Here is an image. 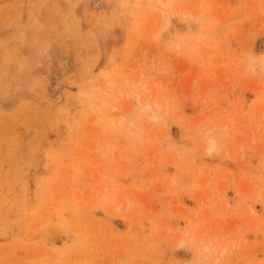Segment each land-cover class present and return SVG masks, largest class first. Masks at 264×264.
I'll list each match as a JSON object with an SVG mask.
<instances>
[{
  "label": "rangeland",
  "instance_id": "rangeland-1",
  "mask_svg": "<svg viewBox=\"0 0 264 264\" xmlns=\"http://www.w3.org/2000/svg\"><path fill=\"white\" fill-rule=\"evenodd\" d=\"M172 1L0 0V264H264V0Z\"/></svg>",
  "mask_w": 264,
  "mask_h": 264
},
{
  "label": "bare ground",
  "instance_id": "bare-ground-1",
  "mask_svg": "<svg viewBox=\"0 0 264 264\" xmlns=\"http://www.w3.org/2000/svg\"><path fill=\"white\" fill-rule=\"evenodd\" d=\"M160 4H161V6L163 7V8H171L172 7V5H173V1L172 0H157ZM165 10V9H164ZM168 24V19L166 20L165 19V21L163 22V27L164 26H166ZM155 97V96H154ZM140 102V101H139ZM150 103V104H149ZM149 103L148 102H146L145 103V105L143 106V108L144 109H149L150 107H152L153 106V104L154 105H158L157 103V101L153 98L151 101H149ZM112 122V121H111ZM212 146L214 147V143H211V142H209L207 145H206V150L207 149H211L212 148ZM209 249V248H208Z\"/></svg>",
  "mask_w": 264,
  "mask_h": 264
}]
</instances>
